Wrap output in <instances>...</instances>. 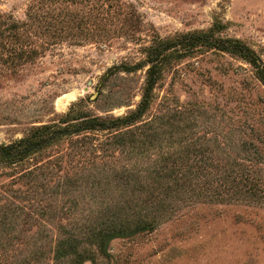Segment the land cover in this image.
Masks as SVG:
<instances>
[{
  "label": "rangeland",
  "instance_id": "374dc122",
  "mask_svg": "<svg viewBox=\"0 0 264 264\" xmlns=\"http://www.w3.org/2000/svg\"><path fill=\"white\" fill-rule=\"evenodd\" d=\"M53 17L67 23L46 29ZM13 22L33 28L23 25L17 39ZM213 26L264 61V0H0V144L74 105L126 114L142 98L147 66L123 67L142 63L159 38ZM154 94L141 122L154 126L133 139L89 131L25 162L0 161V264H75L56 261L57 240L84 230L110 198L122 200L125 169L138 178L163 153L205 148L227 162L241 160L251 142L264 178V85L251 63L204 47L172 60ZM147 137L154 142H139ZM99 178L104 188L96 193ZM180 204L154 231L114 239L110 257L96 253L98 264H264V202Z\"/></svg>",
  "mask_w": 264,
  "mask_h": 264
},
{
  "label": "trees",
  "instance_id": "16d2710c",
  "mask_svg": "<svg viewBox=\"0 0 264 264\" xmlns=\"http://www.w3.org/2000/svg\"><path fill=\"white\" fill-rule=\"evenodd\" d=\"M62 1L73 3L77 0ZM53 18L54 24L47 25L46 29L67 23V20ZM23 25L31 26L29 22ZM23 25L19 26L17 22L11 24L13 36L17 39L24 37L20 31L25 34L28 30ZM31 28L33 26L29 29ZM218 31L219 29L213 26L208 30L157 39L146 47V58L142 63L123 67L126 72H133L147 66L142 98L134 109L123 115L104 117L89 114L80 105H74L54 122L34 126L24 137L9 144H0V161L10 164L25 162L32 154L42 152L66 137L89 131H109L120 141H125L127 138H135L136 130L153 128V122H141L153 103L154 91L164 70L172 60L191 55L204 47L236 55L251 63L255 68L256 77L264 85V61L244 41L216 35ZM30 51L35 52L33 49ZM123 129L126 131H122ZM154 140L153 137H147L139 142L145 144ZM244 150L241 160L227 162L214 159L205 148L192 150L195 156L190 155L192 151L184 152L183 149L172 154L163 153L156 162L146 168H140L142 175H138V178L132 177L136 173L134 170L126 175L128 169H125L120 179L124 180L122 200L110 198L97 210L95 220L84 230L60 237L54 250L56 261L72 257L75 264H84L87 260L98 264L96 253L110 257V243L114 239L154 231L183 201L242 199L264 202V178L261 174L263 167L255 165V160L262 157V154L251 142L245 144ZM103 184L101 178L93 182L96 193L104 188ZM135 195L137 197H134ZM132 201L135 202L133 206ZM89 246H94L97 251Z\"/></svg>",
  "mask_w": 264,
  "mask_h": 264
}]
</instances>
